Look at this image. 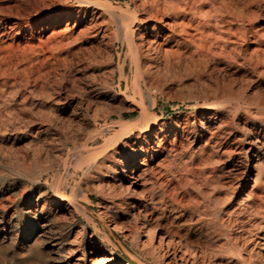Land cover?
<instances>
[{"label":"rangeland","instance_id":"374dc122","mask_svg":"<svg viewBox=\"0 0 264 264\" xmlns=\"http://www.w3.org/2000/svg\"><path fill=\"white\" fill-rule=\"evenodd\" d=\"M96 1L116 7V13L127 9L143 21L148 9H169L173 0ZM107 14L78 0H0V28L12 23L0 40V117L11 120L0 131V264H90L104 255H111L110 264H264V171L254 174L249 162L258 152L264 170V0H224L227 52L224 62L205 67L158 54L132 65L116 24L104 27ZM155 24L159 28L160 22ZM215 84H224V96L211 95L207 87ZM205 105L223 112L224 133L234 132L232 142L221 131L211 138L213 129L201 131ZM141 106L142 122L137 119ZM124 120L136 122V132L147 120L154 123L151 143L134 159L140 167L144 159L147 163V212H159L164 226L193 241L211 242L216 255L202 252L204 257L196 254L183 262L164 252L157 239L142 237L139 222L147 212H137L136 195L121 183L125 172L87 166L86 152H74L83 133L116 123L106 133L112 135L116 121ZM156 142L164 147L158 155L151 150ZM63 155L68 173L59 172L67 184L58 189L66 199L57 205L52 199L59 191L48 168ZM116 160L130 157L122 153ZM37 180L44 188L39 197ZM216 184L224 189L215 191ZM221 194L224 234L216 235L201 207L207 196ZM196 199L199 210L193 211ZM119 201L123 212L114 207ZM172 204L183 209L182 217L175 219ZM91 246L98 251L91 252Z\"/></svg>","mask_w":264,"mask_h":264},{"label":"bare ground","instance_id":"6f19581e","mask_svg":"<svg viewBox=\"0 0 264 264\" xmlns=\"http://www.w3.org/2000/svg\"><path fill=\"white\" fill-rule=\"evenodd\" d=\"M78 1L81 5L91 6L94 4L95 7H99V8H102V10L107 11V13H108L107 15H109V17H108V19H106L104 21V23H103L104 27L106 28L107 26L111 25V23L116 24L117 30L119 31V33L122 36L121 37L123 40L122 42H126V44H127L126 45L127 46V53H128L127 55H129L130 59L132 60V62H133L132 65H134L135 63H139L138 61L141 58H142V60L144 59L146 61L147 60L149 61L150 59H152L153 55L155 57L156 54L160 55V57L164 60H170V59L182 57L184 60L191 62V64L189 63V66L190 65L192 66V64H193V65H199L200 67H201V65L203 67H205L206 65H208L210 63L218 64L219 62H224V52H227V51H224V0H202V1H204V3L209 4V6L206 9L201 8L199 5L196 6L194 4V1L191 2L189 0H182L181 2H179L176 0H173V1L169 0V1H171L169 4V9H148V11L149 10L150 11L147 14L146 18H144L145 20H143V21H142L143 18H137V16H135L132 12L128 11L127 9H120L119 13H116L114 10L116 7L115 8L112 7L111 4H109V3H101V2H97L96 0L95 1H93V0H91V1L90 0H78ZM156 1L157 0H153L154 3H156ZM149 4H151V3H149ZM206 5L207 4H205V6ZM105 18H106V16H105ZM156 21L160 22L159 28H157V26L155 24ZM11 24H9L8 27L6 26L3 28H0V40L3 39L2 37H5L9 34L8 29L11 28V26H12ZM77 25H78V22H74L72 25V29H73V27H75ZM97 26H99V25H97ZM69 29L70 28H68V30ZM72 29H71V31H72ZM103 32H104V29H103ZM115 32H117V31H115ZM152 32H156L155 36H153V37L151 36ZM71 34H72V32H71ZM74 34H72V35H74ZM75 35H77V34H75ZM5 46H6V43H5ZM257 58H259V57H257ZM154 59H156V58H154ZM187 61H186V63H188ZM152 62H150V63L152 64ZM162 62H163V60H162ZM151 64H149V65H151ZM144 66H146V65L144 64ZM139 68H142V66L139 67V65L137 64V69H139ZM152 68H154V67H152ZM157 68H158V66H157ZM121 69H122V67H121ZM134 69L135 68H133V70ZM137 69H135V70H137ZM221 70H222V68H221ZM150 72L151 71H149L148 73H150ZM133 77H134V80L136 82L137 77L136 78H135V76H133ZM142 79H144V78H142ZM134 80L132 82H134ZM140 84H141V82H140ZM209 84H210V82H209ZM137 85H135L136 88H139V87H137ZM207 88L209 89L211 95H213V96H224V84H222V85L215 84V85L209 86ZM134 99L135 98H133V97L130 98V102L132 104L136 103ZM203 107H204V109L202 111L203 112L202 115L204 117V120L201 122V131L203 132L204 129H206V130L207 129H209V130L213 129V131L209 132V138L213 137V135L218 131H221L224 133V119L222 117V115H224V114H222L223 112L221 114H217V111H215V112L213 111L214 108L212 106H206L205 105ZM145 116H146L145 108L143 106H141L140 113H139V116L137 119L139 121H141V119L145 118ZM9 118H11V117L9 116ZM2 120L0 117V131L5 132L6 131L5 126L7 124H9L11 120L8 121V117H7V122H6V118H5L6 123L3 122ZM147 121L145 123L143 122L144 124H142L141 127L139 126L140 128L138 127V130H137L138 132L135 131L136 128L134 127V124L136 122L135 123L131 122L132 123L131 124L130 122H128L126 120H124L122 122L116 121L118 124V127L114 129L112 135L110 134L108 136L106 135V133L109 130H111L112 128H114L113 126L116 123L114 122L115 123L114 125L112 123L111 124H105L99 128L92 129L91 132L89 131L87 133H83L79 137L76 135L78 137V140L73 143L74 149H76L74 152H78L79 154L80 153L82 154V152H86V153H84V155L87 156L86 159H85V156L82 154V156H84L85 160L82 157H80V156L79 157L81 160L83 159L82 161L84 163H86L87 166H90V167L93 166V167H97L99 169L104 168L107 171L113 169V170H117L119 172L120 171L125 172L124 176H122L119 179H120L121 183L123 182V184H125V189L127 191L136 195L135 199L137 201L135 202L134 206H136L137 212H139V213L143 208L145 209V212H147V209H146L147 200H146V198H144V196L146 193H148L150 191V189L148 187H146V179H144V177H143L144 166L147 165V163L145 162V159H144V161L141 162V165H143L142 167L135 164L134 159L137 156H139L142 152H144V150L147 149V146L151 143L150 135H151L152 127H153L154 123H153V121H148V122ZM90 122H92V121H90ZM4 124H5V126H4ZM199 125H200V123H199ZM134 131L136 133H134ZM68 134H70V133H68ZM224 134H225L226 139L229 142H232L235 138L234 132L231 131L230 129L225 131ZM69 137H70V135H69ZM140 137L144 140V142L141 144H140V142L137 141V139ZM98 139H102V141L100 143H97ZM209 141H210V139H208L205 143L207 144V143H209ZM256 141H258V139H256ZM40 144H41V142H40ZM144 144H145L146 148L143 147ZM154 146H156V147L154 148L152 146L153 148L151 147L152 148L151 150L155 151V155L160 154L164 148L162 143H160V142H156ZM251 149H252V145H249L247 147V150H251ZM219 150H221V152H224V148H219ZM98 153H100L99 156L95 157V156H97ZM122 153L127 154L130 157V160L129 161L123 160L121 162H118L116 160L117 156L119 154H122ZM93 154H95V155L93 156ZM71 155H69V157H71ZM90 155H92L93 157H91ZM63 156L61 157L59 162L56 163V165H54V164H53V166L49 165L50 167L48 168V170H51V172L54 171L53 172L54 173V179H53V176L51 177L52 180H54V182H52V183H54V184H52V187H53V185H55V190L59 191L57 193L53 192L54 196H53L52 200H54V202H56L57 205H62V201H64L66 199L65 197H63V195H61V192L58 189L59 186H66V184H67L66 177H65V179H63V176L60 175L61 172H59L60 171L59 169L61 168L63 170L62 173H66L68 170V167H69L68 162H67L68 158L66 156H64V157ZM77 158H78V156H77ZM79 162H81V161L79 160ZM249 162L251 165L250 169L254 174L259 175L262 171H264L261 167L262 165L260 166V164H259V153L258 152L252 153V155L249 158ZM76 163H78V162L76 161ZM125 164L127 165L126 168H124ZM76 166L78 168L79 164ZM92 169H94V168H92ZM124 181H125V183H124ZM37 182H38V180H37ZM221 186L216 184L214 186V190L216 191L218 189H224L223 185H221ZM43 189L44 188H43L42 183L38 182L37 186H36V190H35L38 197L42 195ZM223 192H224V190H223ZM221 195H223V194H221ZM205 200H206V202L204 205L202 204L203 207H201L202 208L201 210L205 214L210 215L209 216V217H211L210 220H212V226H211L212 230L214 231V233L216 235L224 234V217H223V215L219 214L221 211H223L222 214H224V210H223L224 207L221 210V207L225 201L224 195L223 196H219V195L207 196V198ZM198 201L199 200L196 199L195 202L192 203L191 206H192L193 211L199 210V208H198L199 202ZM71 202H72V200H71ZM114 207L116 209L120 210V212L121 211L123 212V209L125 207L124 202L119 201V202L115 203ZM169 207H172V209L175 211V216H174L175 219H178L184 215L183 209L177 207V205L172 204ZM65 208H67V207H65ZM42 209H44V208H42ZM141 213H142V211H141ZM118 216H120L119 212L115 214V217H118ZM263 220H264V216H263ZM174 223H175V221H174ZM176 223H178V222H176ZM262 223H263V221H262ZM164 224L162 223V215L159 212L155 211L154 209H150V210H148L147 214H142V218L140 219V222H139V233L142 237L149 238V240L151 242H152V240L157 239L159 247L163 250L165 249L164 252H167L169 255H172V256H177L183 262H186V261L188 262V257H191L192 259L195 260L194 257L196 254H199V256L202 255L204 257L205 254L202 252L213 253L214 255H216L217 251L215 248H213L214 244L212 246L211 242L209 243L206 240L199 242L198 239H196L195 240L196 242H195V241H193V239L191 240L186 234H182V232L179 233L178 231H172V230H170V228L164 226ZM255 224L260 225V222L259 223L257 222ZM255 224H252V225L254 226ZM176 225H178V224H176ZM250 227H248L247 229H249ZM211 228H210V231H212ZM219 242H221V241H219ZM199 244L202 245L200 248L204 249V250H200ZM197 247H198V249H197ZM215 247L219 248L218 246H215ZM90 251L91 252H97L98 248L91 246ZM208 255H206V256H208ZM216 257H214V258H216ZM219 257H221V256H219ZM77 259H79V257H76L75 260H77ZM192 259H190V260H192ZM111 261H112L111 255L110 256L104 255L100 258V260L99 259L90 260V264H110ZM189 264H190V262H189ZM191 264H194V263H191Z\"/></svg>","mask_w":264,"mask_h":264}]
</instances>
